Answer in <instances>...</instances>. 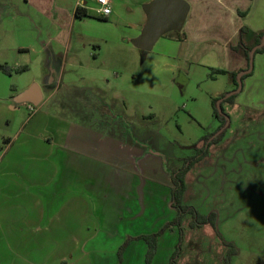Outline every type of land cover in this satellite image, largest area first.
I'll return each mask as SVG.
<instances>
[{
    "label": "rangeland",
    "instance_id": "1",
    "mask_svg": "<svg viewBox=\"0 0 264 264\" xmlns=\"http://www.w3.org/2000/svg\"><path fill=\"white\" fill-rule=\"evenodd\" d=\"M137 1L140 2L111 0L112 14L109 18H103L96 14L95 0H90L89 15L74 22L65 77L68 79L71 76L80 83L88 80L96 88L98 97L86 100L76 96L73 91L67 93L68 89L63 86L59 90L52 89L49 97L45 96L47 101L43 111L54 113L65 121H82V116L77 114L79 109L87 114L92 110L94 114L90 117H94L95 125L108 130L110 137H117L120 130L123 143H127L124 140L127 137L129 142L133 137L145 142L144 145L138 144L139 148L144 150V155L154 156V161L144 171L155 173L162 182L167 178L170 183L167 169L180 168L184 159L197 153L203 137L217 130L219 120L213 113L212 100L218 98L219 101L220 95L226 94V90L231 91L235 84H232L229 75L215 73V78H211L208 69L180 58L177 55L178 46L167 41V37L158 36L155 43L146 44L147 41L141 38L142 31L137 30L136 26L138 15L135 14L134 4ZM12 2L16 3L13 11L28 13L25 10L29 7L23 9L19 1ZM72 3L73 0H66V5ZM7 8L1 6V14ZM73 49L79 53L76 58L71 55ZM4 56L9 65L11 54ZM0 59H3L2 53ZM19 76L27 81L32 71L20 73ZM247 82L251 85L253 96H257L258 107H263L264 76L254 75ZM22 84L21 81L16 86L20 88ZM14 103L19 109L9 111L10 120L13 114L28 118L26 102L16 99ZM89 103L96 106L89 108ZM223 107L228 125L224 136L221 141L211 144L206 157L189 169L185 175L186 187L182 197L184 204L193 205L202 214L214 211L216 230L209 224L191 228V215L185 214L180 224L182 239L178 264H225L224 258L229 249L226 243L234 247L228 264H264V110H247L241 105L232 107L227 102H223ZM100 121L104 123L99 125ZM17 122L16 119L14 124ZM13 125L15 128L16 125ZM1 131L4 135L10 133L4 131L2 126ZM123 132H127V135ZM46 135L52 136L51 131L45 129L43 138ZM0 145L4 147L3 139ZM135 180H138L134 184L138 191L145 194L149 190L153 193L154 204L147 207L143 203L142 209L141 206L137 208L138 217L132 220V212L124 210L118 214L111 210V205L108 212L100 213L99 196L91 198L90 206L94 211L90 215L80 214L76 223L79 226L82 223H87V226L93 224L95 228L101 225L99 222L106 219L107 222L106 226L99 228L93 244L78 246L80 251H76L75 245L69 246L68 250L72 247L75 254L89 255L90 260H79L75 264H169L180 242L178 225L170 223L176 214L175 209L170 207L171 185L165 189L162 183L144 176L135 177ZM153 188L157 191L151 190ZM165 190L168 191L167 205L159 198ZM134 192L128 191L130 194ZM15 199L20 209L33 205L23 198ZM129 200L128 203H135ZM141 200L147 199L143 197ZM69 202L70 199L65 201L68 205ZM132 209L135 210L134 205ZM64 214L68 219L66 208L61 210L60 217L63 218ZM52 216L57 217L48 219L46 226L49 228L58 218V215ZM131 221H137V229L142 231L140 235L157 234L155 253L149 262L146 261L148 245L144 237L131 240L125 235L130 229L131 233L134 231ZM52 232L49 229V238L40 246L38 254L67 255L66 245H56L50 239ZM81 240L77 238L74 241ZM134 240L137 243L130 245ZM69 254L72 255V252ZM70 259L67 255L66 260Z\"/></svg>",
    "mask_w": 264,
    "mask_h": 264
},
{
    "label": "crops",
    "instance_id": "2",
    "mask_svg": "<svg viewBox=\"0 0 264 264\" xmlns=\"http://www.w3.org/2000/svg\"><path fill=\"white\" fill-rule=\"evenodd\" d=\"M16 1L23 5V9L29 7L25 10L28 13L13 11L16 3L12 0H0V7L8 6L4 13L0 12V53L3 54L0 64L8 63L4 54L10 53L9 65L13 68L28 65L23 72L32 71V76L26 81L19 76L20 73L6 74L0 70V128L2 126L4 131L10 132L7 135L3 131L0 133V140L5 141L4 147L0 145V264H75L79 260H90L88 254L74 252L80 251V245L93 244L99 228L106 226L107 222V219L99 222L101 225L95 228L92 223L88 226L87 223L81 226L76 223L80 214L90 215L94 211L90 206L91 198L99 196L100 213L108 212L111 205V210L118 214L124 210L132 212L131 219L135 220L138 207L142 209L145 205L154 204L153 193L147 190L143 194L134 186L138 181L135 177L150 178L162 183L165 189H169L170 183L167 178L162 182L155 173L145 172L149 164H153L154 156L144 155L138 143L132 140L130 143L128 137L124 138L127 143H123L120 130L117 137H110L108 130L95 125L94 117H90L94 114L92 110L87 114L79 109L77 114L82 116V121H65L54 113L43 111L47 101L45 96L49 97L52 89L59 90L64 86L67 93L73 91L86 100L97 96L96 88L88 80L81 78L83 81L80 83L71 76L66 79L65 75L74 22L89 15L90 0H73L72 5H66V0ZM152 1L140 0L141 3L137 1L134 4L139 31L145 26L146 7ZM184 1L189 9L182 27L171 29L160 37H167V41L178 46L180 58L205 69L223 68L238 72L245 68L246 59L236 49L239 30L242 26L247 27L242 36L245 44L253 42L256 32H264V0ZM77 7L85 8L88 15L77 17ZM111 14L112 9L106 18ZM78 54L73 49L72 57L76 58ZM248 74L251 76L242 80L241 91L228 104L232 107L241 105L247 110H264V104L258 107L257 96H253L247 82L254 75L264 76V51L254 53L253 68ZM72 75L75 77L76 72ZM21 81L23 84L19 88L16 85ZM33 84H38L42 92L36 111L28 118L13 114L11 121L9 111L19 109L14 100ZM91 106L96 105L89 103V108ZM16 119L18 122L14 124ZM103 123L100 121L98 124ZM43 129L51 131L52 136L43 138ZM134 190V194L128 193ZM151 190L157 191L156 188ZM143 197L147 200H141ZM15 198L31 201L33 205L20 209ZM159 198L167 205L168 191L165 190ZM67 199H70L69 205L65 203ZM128 200L135 203H128ZM64 208L69 212L68 219L65 214L60 217ZM53 214L58 218L49 228L47 222L57 217H51ZM131 224L134 231H127L126 237L141 236L137 221H131ZM49 229L53 230L50 239L54 244L66 245L67 250L69 246H76V251H72V247L67 251L70 260H66L64 253L52 256L38 254L40 246L49 238ZM77 238L83 241H74ZM132 243H137V240L131 241L130 245Z\"/></svg>",
    "mask_w": 264,
    "mask_h": 264
},
{
    "label": "trees",
    "instance_id": "3",
    "mask_svg": "<svg viewBox=\"0 0 264 264\" xmlns=\"http://www.w3.org/2000/svg\"><path fill=\"white\" fill-rule=\"evenodd\" d=\"M75 15L77 17H83V16L88 15V12L85 8L77 7L75 9ZM246 30H247L246 26H242L240 28V30H239V35H240L239 43H238L236 49H238L244 55V57L246 59V67H248L249 53H250L252 47L260 42L261 37L264 34V32H256L254 34L253 42L251 44H245L243 39H242V36ZM263 51H264V45L256 48L255 53L263 52ZM26 69H27V66H25V65L13 68L7 64H0V70L6 74H11L13 72L21 73V72L25 71ZM209 71H210L209 72L210 77H212L213 74H215V73L216 74H228L230 76L232 82L236 86L235 77H236L237 71H228V70L223 69V68H210ZM247 75H248V73L243 75L242 78H244ZM224 95H225V93H222L220 95V97H224ZM236 96H237V94H232V95L224 98L223 101L232 103ZM217 99L218 98H214L212 100V104H213V113L217 117V119L219 120L218 129H220L224 125L226 119L223 115H221L218 112V110L215 107V102ZM222 103L223 102L220 103V107H221V110L223 112H225ZM224 133H225V129H223L219 134H217L208 143H207V140H208V138H210L212 133L204 136L203 137V143L197 149V153L195 155L189 156L188 158L184 159L183 165L180 168H178L176 170L167 169L168 176H169L170 183H171L170 203H171V207H173L176 211L175 217L170 223L178 225L179 231H180V237H179L180 242L177 245L174 253L171 255L170 260H169V264H178L177 258H178L179 253H180V243H181V239H182L181 238L182 237V229L180 227V224H181V220L185 214L191 215V220L189 221V226L191 228H199L205 224H209V225H211V227L214 230H216V213L214 211H211L208 214H202V213L198 212L197 209L193 205L184 204L182 202V197H183V193H184L185 187H186L185 175L187 174L189 169L197 161L201 160L202 158H204L206 156V154L208 152V147L211 144L217 143L223 138ZM125 134H127V132ZM133 138H134V139H132L133 142L138 143L139 145L145 144V142L139 141L135 137H133ZM142 237H144V239L148 245L146 261L149 262L150 258H152L154 253H155L157 234H151V235H147V236L144 235ZM226 244L229 245V249L227 250V254L224 258V263L228 264V262L230 260V255L232 253H234V247L232 246V244H228V243H226Z\"/></svg>",
    "mask_w": 264,
    "mask_h": 264
},
{
    "label": "water",
    "instance_id": "4",
    "mask_svg": "<svg viewBox=\"0 0 264 264\" xmlns=\"http://www.w3.org/2000/svg\"><path fill=\"white\" fill-rule=\"evenodd\" d=\"M189 5L184 0H153L151 4L146 7L147 20L142 30L141 38L146 40V44L154 42L158 36L171 30L180 29L184 23ZM264 45V34L258 44L252 47L249 53L248 68L240 71L237 77V87L228 91L224 97H220L217 101V110L222 114L220 101L232 94L238 93L242 88V75L249 73L253 68V57L256 48ZM42 99L41 88L38 84H33L27 90L19 95V100L31 102L38 105ZM227 120V115H225ZM227 125V121L225 126Z\"/></svg>",
    "mask_w": 264,
    "mask_h": 264
},
{
    "label": "built area",
    "instance_id": "5",
    "mask_svg": "<svg viewBox=\"0 0 264 264\" xmlns=\"http://www.w3.org/2000/svg\"><path fill=\"white\" fill-rule=\"evenodd\" d=\"M96 4H97V8H96V14L97 16L106 18L109 16V14L111 13V7H110V0H95ZM26 109L29 113V115H32L37 108V105L31 103V102H26L25 103Z\"/></svg>",
    "mask_w": 264,
    "mask_h": 264
},
{
    "label": "flooded vegetation",
    "instance_id": "6",
    "mask_svg": "<svg viewBox=\"0 0 264 264\" xmlns=\"http://www.w3.org/2000/svg\"><path fill=\"white\" fill-rule=\"evenodd\" d=\"M246 68H248V67L241 68L240 71H243V70H245ZM240 71H238V72H240ZM238 72H237V73H238ZM245 74H247V73H245ZM245 74H243V75H245ZM243 75H242V76H243ZM242 80H243V78H242ZM236 87H237V82H236V86L234 85L233 89H235ZM233 89H232V90H233ZM241 89H242V88H241ZM240 91H241V90H240ZM238 93H239V92H238ZM238 93H235V94L238 95ZM223 99H224V98H223ZM223 99L220 101V103H221V102H225V101H223ZM216 101H217V100H216ZM227 103H230V102H227ZM222 105H223V103H222ZM223 108H224V107H223ZM224 111H225V109H224ZM222 112H223V111H222ZM225 112H226V111H225ZM225 112H223V113L221 114V115H223L224 117H225V115H227ZM225 119H226V118H225ZM226 121H227V120H225V123H226ZM225 123H224V125H223L220 129L217 128V130L215 131V133H212V135L210 136V138H208L207 143L210 142V140H212V139H213L217 134H219L223 129H225V127H226V126H225ZM218 126H219V125H218ZM227 126H228V125H227ZM221 140H222V139H221ZM221 140H220V141H221ZM209 147H210V146H209ZM209 147H208V152H209ZM208 152H207V154H208ZM207 154H206V155H207ZM205 157H206V156H205ZM202 159H203V158H202ZM199 161H200V160H199ZM170 185H171V183H170ZM183 194H184V193H183ZM170 207H171V203H170ZM172 208H173V207H172ZM173 209H174V208H173ZM206 225H207V224H206Z\"/></svg>",
    "mask_w": 264,
    "mask_h": 264
}]
</instances>
